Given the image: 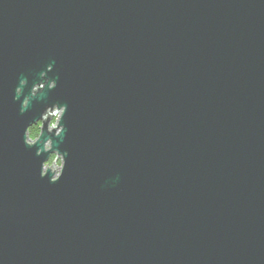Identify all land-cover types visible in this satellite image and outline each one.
<instances>
[{
  "label": "water",
  "instance_id": "obj_1",
  "mask_svg": "<svg viewBox=\"0 0 264 264\" xmlns=\"http://www.w3.org/2000/svg\"><path fill=\"white\" fill-rule=\"evenodd\" d=\"M0 264H264V0H0Z\"/></svg>",
  "mask_w": 264,
  "mask_h": 264
},
{
  "label": "clouds",
  "instance_id": "obj_2",
  "mask_svg": "<svg viewBox=\"0 0 264 264\" xmlns=\"http://www.w3.org/2000/svg\"><path fill=\"white\" fill-rule=\"evenodd\" d=\"M52 70V65L49 64L47 71ZM47 71L40 73V82L34 83L31 87L30 94L24 97L19 109L21 114L29 107L31 101L43 93L46 88L48 91H52L57 87L56 80L48 77ZM27 83L28 81L26 79L19 80V85L15 89L16 96L13 97L14 100H17L23 95V89L27 86ZM67 111V103L54 102L45 105L40 117L30 122L23 132V143L26 147H35V155L37 157L47 154L46 159L40 161L39 175L41 179H48L49 183L59 182L67 167L68 151H61L55 146V138H62L67 131L66 125L63 123ZM45 125L48 137L43 139ZM38 145H42V147ZM53 154L57 155L53 156ZM53 159L56 160L54 167Z\"/></svg>",
  "mask_w": 264,
  "mask_h": 264
},
{
  "label": "built area",
  "instance_id": "obj_3",
  "mask_svg": "<svg viewBox=\"0 0 264 264\" xmlns=\"http://www.w3.org/2000/svg\"><path fill=\"white\" fill-rule=\"evenodd\" d=\"M54 161V160H53Z\"/></svg>",
  "mask_w": 264,
  "mask_h": 264
},
{
  "label": "trees",
  "instance_id": "obj_4",
  "mask_svg": "<svg viewBox=\"0 0 264 264\" xmlns=\"http://www.w3.org/2000/svg\"><path fill=\"white\" fill-rule=\"evenodd\" d=\"M54 160V159H53Z\"/></svg>",
  "mask_w": 264,
  "mask_h": 264
}]
</instances>
